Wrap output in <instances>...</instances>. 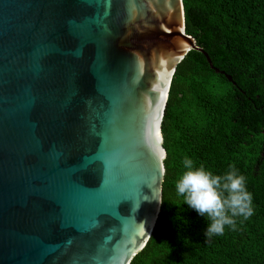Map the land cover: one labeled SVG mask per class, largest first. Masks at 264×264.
I'll return each instance as SVG.
<instances>
[{
  "label": "water",
  "instance_id": "obj_1",
  "mask_svg": "<svg viewBox=\"0 0 264 264\" xmlns=\"http://www.w3.org/2000/svg\"><path fill=\"white\" fill-rule=\"evenodd\" d=\"M191 50L232 82L186 35L182 0H0V264H130Z\"/></svg>",
  "mask_w": 264,
  "mask_h": 264
},
{
  "label": "trees",
  "instance_id": "obj_2",
  "mask_svg": "<svg viewBox=\"0 0 264 264\" xmlns=\"http://www.w3.org/2000/svg\"><path fill=\"white\" fill-rule=\"evenodd\" d=\"M191 50L176 66L161 123L162 199L145 247L130 264H264V0H182ZM192 158L214 174L246 177L254 214L206 237V217L184 204L174 182Z\"/></svg>",
  "mask_w": 264,
  "mask_h": 264
},
{
  "label": "clouds",
  "instance_id": "obj_3",
  "mask_svg": "<svg viewBox=\"0 0 264 264\" xmlns=\"http://www.w3.org/2000/svg\"><path fill=\"white\" fill-rule=\"evenodd\" d=\"M182 164L185 171L174 182L176 195L207 218L206 237L223 235L226 226L235 229L236 217L247 219L254 214L253 196L247 189L246 177L239 174L235 166L217 175L203 165L197 166L187 156Z\"/></svg>",
  "mask_w": 264,
  "mask_h": 264
},
{
  "label": "snow or ice",
  "instance_id": "obj_4",
  "mask_svg": "<svg viewBox=\"0 0 264 264\" xmlns=\"http://www.w3.org/2000/svg\"><path fill=\"white\" fill-rule=\"evenodd\" d=\"M156 136L159 137V132L156 133Z\"/></svg>",
  "mask_w": 264,
  "mask_h": 264
}]
</instances>
